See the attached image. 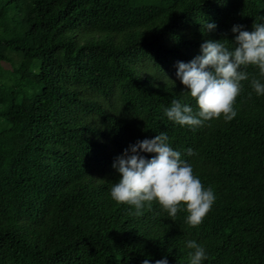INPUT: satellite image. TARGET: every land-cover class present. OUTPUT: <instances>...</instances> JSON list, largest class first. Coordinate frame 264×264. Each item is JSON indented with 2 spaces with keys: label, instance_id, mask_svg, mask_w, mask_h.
Instances as JSON below:
<instances>
[{
  "label": "trees",
  "instance_id": "obj_1",
  "mask_svg": "<svg viewBox=\"0 0 264 264\" xmlns=\"http://www.w3.org/2000/svg\"><path fill=\"white\" fill-rule=\"evenodd\" d=\"M254 22L264 0H0V264H191L189 240L201 264H264L259 67H241L231 121L193 128L164 111L173 99L199 111L178 62L208 40L234 49L233 26ZM161 132L215 194L198 226L183 205L137 215L111 198L116 158Z\"/></svg>",
  "mask_w": 264,
  "mask_h": 264
},
{
  "label": "clouds",
  "instance_id": "obj_2",
  "mask_svg": "<svg viewBox=\"0 0 264 264\" xmlns=\"http://www.w3.org/2000/svg\"><path fill=\"white\" fill-rule=\"evenodd\" d=\"M206 30H214L215 23H207ZM243 25L232 28L235 36L234 49L222 41L208 40L201 45L202 54L189 62H178L176 77L196 99L199 111L173 99L165 114L181 126L198 127L205 121L220 118L231 121L236 117V98L242 90L241 81L248 74L241 67L258 66L264 76V23H253L252 31L243 30ZM227 41V40H223ZM252 87L257 95H264V84L253 79ZM141 153L154 154L150 159ZM191 148L188 155H193ZM113 167L120 179L111 188V198L121 204L134 205L136 214L141 215L145 203L151 206L156 201L169 216L175 217L185 206L187 222L195 227L203 222L215 202L211 187L205 188L193 174L192 165L181 158V153L169 144V137L161 132L152 139L137 141L116 158ZM192 249L191 264H201L207 259L205 248L195 240L187 241ZM143 264H149L145 259ZM155 264H168L167 258Z\"/></svg>",
  "mask_w": 264,
  "mask_h": 264
},
{
  "label": "rangeland",
  "instance_id": "obj_3",
  "mask_svg": "<svg viewBox=\"0 0 264 264\" xmlns=\"http://www.w3.org/2000/svg\"><path fill=\"white\" fill-rule=\"evenodd\" d=\"M0 67L2 69H5L6 68L5 71H8L9 69L11 70V66L9 64H7V63L0 64ZM6 73H8V72H6Z\"/></svg>",
  "mask_w": 264,
  "mask_h": 264
}]
</instances>
